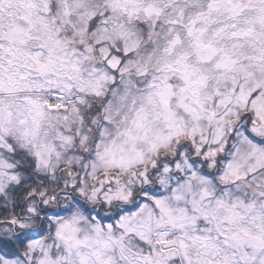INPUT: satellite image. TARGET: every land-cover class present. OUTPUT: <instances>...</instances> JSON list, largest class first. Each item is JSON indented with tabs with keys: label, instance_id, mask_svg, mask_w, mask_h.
<instances>
[{
	"label": "snow or ice",
	"instance_id": "6c2138e0",
	"mask_svg": "<svg viewBox=\"0 0 264 264\" xmlns=\"http://www.w3.org/2000/svg\"><path fill=\"white\" fill-rule=\"evenodd\" d=\"M0 264H264V0H0Z\"/></svg>",
	"mask_w": 264,
	"mask_h": 264
}]
</instances>
